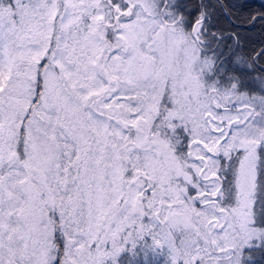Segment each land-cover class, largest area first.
Returning <instances> with one entry per match:
<instances>
[{
    "label": "snow or ice",
    "instance_id": "6c2138e0",
    "mask_svg": "<svg viewBox=\"0 0 264 264\" xmlns=\"http://www.w3.org/2000/svg\"><path fill=\"white\" fill-rule=\"evenodd\" d=\"M264 264V0H0V264Z\"/></svg>",
    "mask_w": 264,
    "mask_h": 264
},
{
    "label": "trees",
    "instance_id": "16d2710c",
    "mask_svg": "<svg viewBox=\"0 0 264 264\" xmlns=\"http://www.w3.org/2000/svg\"><path fill=\"white\" fill-rule=\"evenodd\" d=\"M125 259L129 261V264H161L162 261L165 259L164 257H160L157 262L153 260L152 255L150 254V259L147 263H143V259L140 257V255H137L135 258L127 257V254H125ZM121 264H125V260L121 261Z\"/></svg>",
    "mask_w": 264,
    "mask_h": 264
},
{
    "label": "rangeland",
    "instance_id": "374dc122",
    "mask_svg": "<svg viewBox=\"0 0 264 264\" xmlns=\"http://www.w3.org/2000/svg\"><path fill=\"white\" fill-rule=\"evenodd\" d=\"M150 254L152 255L153 260H154L155 262H157V261L159 260L160 257H164L162 254H157V255L154 256L152 253H149V254L147 255L146 258H144L142 255H140V257L143 259V263H147V262L149 261V259H150ZM161 264H164V260L162 261Z\"/></svg>",
    "mask_w": 264,
    "mask_h": 264
}]
</instances>
